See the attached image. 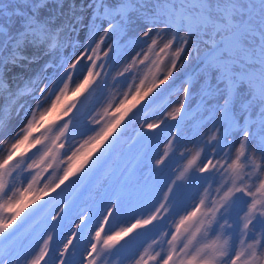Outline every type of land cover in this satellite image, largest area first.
Instances as JSON below:
<instances>
[{"label": "snow or ice", "instance_id": "obj_1", "mask_svg": "<svg viewBox=\"0 0 264 264\" xmlns=\"http://www.w3.org/2000/svg\"><path fill=\"white\" fill-rule=\"evenodd\" d=\"M0 264H264V0H0Z\"/></svg>", "mask_w": 264, "mask_h": 264}, {"label": "rangeland", "instance_id": "obj_2", "mask_svg": "<svg viewBox=\"0 0 264 264\" xmlns=\"http://www.w3.org/2000/svg\"><path fill=\"white\" fill-rule=\"evenodd\" d=\"M184 77V78H183ZM187 79L186 75L180 76L177 80L170 83L167 87L163 88L158 97L156 98L155 102L149 105L147 108L143 110V112H151L152 110L157 111H170L171 107L176 106L178 98H179V90L182 87L183 81ZM198 86H193V92L187 102L188 107L186 109L189 113H194L196 111V105L199 101V96L197 95ZM69 98H71V94H69ZM131 99V98H129ZM128 102L125 101V104ZM143 112L138 113V116H142ZM184 123L191 127L195 121L191 120V116L188 120L184 121ZM134 125H129V127L125 130V133L122 134L117 141L118 148L126 149L128 143L130 142L132 136H134V131H132ZM138 127V125H135ZM210 127V125H209ZM207 129H205L206 131ZM179 163V162H178ZM131 165H129L130 167ZM176 165L174 164L173 167ZM113 167V162L109 161L102 169L97 172H94L91 177V192L86 193V200L87 202L84 203L82 200L81 207H88L90 205L95 204L100 199V196L107 192V191H114L118 192L122 197L126 199H135L136 198V185L134 182H129L126 179L127 172L125 170L123 175L120 174H113L111 169ZM47 175V174H46ZM145 175H147L145 173ZM143 176L141 180H143ZM71 227L70 224L65 225V232ZM131 235V234H130ZM127 239V238H125ZM139 239V238H138ZM147 243V241H146ZM85 246V245H82Z\"/></svg>", "mask_w": 264, "mask_h": 264}, {"label": "bare ground", "instance_id": "obj_3", "mask_svg": "<svg viewBox=\"0 0 264 264\" xmlns=\"http://www.w3.org/2000/svg\"><path fill=\"white\" fill-rule=\"evenodd\" d=\"M184 78V77H183Z\"/></svg>", "mask_w": 264, "mask_h": 264}]
</instances>
